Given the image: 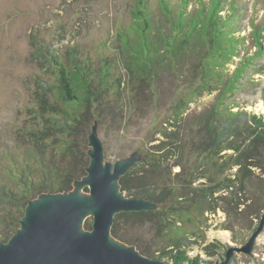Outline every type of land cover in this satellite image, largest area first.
I'll return each mask as SVG.
<instances>
[{"label": "rangeland", "instance_id": "rangeland-1", "mask_svg": "<svg viewBox=\"0 0 264 264\" xmlns=\"http://www.w3.org/2000/svg\"><path fill=\"white\" fill-rule=\"evenodd\" d=\"M139 1L0 0V182L19 189L20 194L30 195L25 212L31 201L50 194L46 191L32 195L23 184V179L37 180L41 171L36 160L40 151L30 133L42 126L44 120L36 112L34 92L37 79L46 77L49 68L39 47L48 46L62 53L77 46L93 67L99 68L108 61L115 84L111 94L101 91L98 72L95 90L100 95L93 104V112L88 114L86 123L75 122L69 135L44 124L40 144L46 146V160L60 162L59 146L73 140L81 162L83 152L89 154L93 150L90 135L95 129L104 147L105 160L132 158L133 169L147 156L159 165V174H153L154 181L144 183L153 193L164 197L160 204L153 201L152 208L163 212L165 222L168 215L180 219L182 210L171 208L186 198L185 190L195 197L191 219L180 221L188 231L181 247L189 257H198L199 264H264V139L254 142L255 134L247 131L239 137L237 143L241 147L237 152L229 149L218 158L207 156L211 148L207 123L215 117L225 119L235 111L264 115V0H165L169 10L162 0H144L153 26L151 65H144V70L134 75L129 66L132 51L139 46L126 45V32L134 22ZM179 5L188 13H180ZM219 7L224 11L217 19L221 25L217 38L224 42L228 38L226 33L237 29L242 42L236 56H231L232 45L221 48L217 41L210 43L204 39L209 19L215 15L213 10ZM175 16L180 18V25L190 27L197 17L202 20L197 27L200 32L189 40L181 35L171 46ZM186 17L191 19L186 21ZM229 57L232 59L223 68ZM239 65L237 75L243 76L235 82L233 75ZM232 153L242 155L243 162L255 163H247L250 171L242 182H228V177L237 175V167L226 164ZM150 161L143 173L148 180ZM87 174L75 180L69 191L78 186L80 197L91 198L90 184H80ZM118 183L119 192L130 197ZM22 218L17 230L22 227ZM159 223H163L161 219ZM93 225L94 213H90L82 228L91 231ZM3 227L4 223H0V229ZM130 234L155 258L174 264L170 255L162 254L164 250L170 254L173 249L168 246L169 236L164 228L139 223L130 229ZM111 236L117 244L137 248Z\"/></svg>", "mask_w": 264, "mask_h": 264}, {"label": "trees", "instance_id": "trees-1", "mask_svg": "<svg viewBox=\"0 0 264 264\" xmlns=\"http://www.w3.org/2000/svg\"><path fill=\"white\" fill-rule=\"evenodd\" d=\"M162 3H164V8L169 10L167 2L162 0ZM180 5V13L183 12L187 14L188 12L185 11V9H180ZM223 11L224 9L222 7L213 10L215 15L209 16L210 21L206 29V34L203 33L206 37L204 39H209L210 43L217 41L221 48H223V45L224 47L232 45L234 50L231 56H236L239 52L240 43L242 42L236 34L237 29L234 30L231 28L230 33H226L228 38L224 42L220 38H217L218 34H221V25L217 23V19L221 16ZM134 15V22L126 32L129 35V40L126 45H130L131 48H133L135 44L139 46L138 50H135V52L132 51L133 60L129 66L134 75H138L141 70H144V65H151L150 31L153 26L151 18L146 10L144 0L139 1ZM172 18L174 19L173 15ZM187 19H191V17H186V21ZM201 20V16L197 17L193 26L190 27L188 24L180 25V18L175 16V34L169 41L170 45H174L181 35H184L182 39L189 40L190 36L200 32L197 27L200 26L199 23ZM260 37L261 35L258 33L257 40H259ZM134 40H137V42H134ZM259 45H262V43L259 42ZM145 50L147 51L146 56H144ZM39 52L41 56L47 59L46 66L49 70L46 77L41 76L37 79V88L34 92V97L38 105V110L36 112L40 113L44 120L42 126L40 125L37 129H32L30 132L34 136L32 138L33 142H35V145L40 151V157H36V160L41 164V171L37 173V180L27 182L23 179L24 186L31 191L32 195L46 191L54 193L71 190L74 181L81 179L87 174L86 169L90 163V156L87 151L83 152L84 159L78 162L77 153L79 150L74 148L76 142L73 140H70L65 145L59 146L62 155V160L60 162H57L55 159L51 161L46 160V146H41L40 144V138L42 139L43 135L42 131H45L43 129L44 124L47 128L53 126L54 129L69 135L73 132L72 130L76 123H86L89 119L88 114L93 112L91 110L93 104L95 105V101L98 95H100V93L98 94L95 90V78L98 72L101 91H106V93L111 94L110 89H113L112 86L115 84V79L112 78L114 71L111 70L109 62H104L99 68L93 67L89 59L83 56L81 49L77 46H70L64 52L59 53L48 46L41 45L39 47ZM229 59L232 58L229 57L225 60L223 68L229 62ZM241 64L242 62L240 65ZM240 65L235 69L236 74L233 75L235 77V82L243 76L242 74L237 75ZM247 67L248 65H246L241 72L244 73ZM237 76H239V78H236ZM117 81L120 82V79ZM234 87L235 86L232 88ZM226 89L231 90V88L227 86ZM98 103H100L99 100ZM217 113L220 114V111H217ZM207 125L211 145L210 153L207 155L208 157L215 155L218 158L222 151L229 149L233 152H237L241 147L240 144L237 143L239 137L247 131L255 134V138H253L254 142L264 139V115L261 116L257 113L251 114L244 111H235L231 112L225 119H218V117H215L210 121V124L207 123ZM48 135L49 134H46V136ZM149 161L147 156L142 157L141 161L134 166L133 169L121 177L120 184L121 189L125 190L128 196L150 199L157 205L163 202L164 197L161 198L159 195L153 193L151 188L146 187L144 182H153L154 176L159 174L160 167L158 164H155V162L150 161L152 164V168L149 170V172H151L149 175L150 180L146 179L143 173L146 172V166ZM248 162L247 160L243 162L242 155L238 156L236 153H232L231 161L226 162V164L230 163L231 167L236 166L237 170L235 173L237 175H235L234 178L228 177V182H242V179L247 177L246 172L250 171V165H247ZM249 163L253 164L254 162L251 161ZM133 182L137 183L133 184ZM134 188L138 189L135 190ZM184 194L186 198H181L178 201L179 205L176 206L171 203V211L182 210L179 220L171 219L168 215L165 222L163 219V212L161 210L159 212V209L155 208L148 210L121 211L114 217V222L111 227L112 235L130 244H135L142 254L156 257V255L150 252L151 250L146 248L138 238H134L130 234V229L139 223H154L157 224V227L159 225L162 229L164 228V232L169 236L170 244L168 246H172L173 248L170 250V254L164 250L162 252L163 257L170 255L169 257L174 264H199L198 257H189L186 250L181 247L187 239L188 231L181 227L183 224L180 221H189L191 219V211L193 208L195 209L196 206V204H194L195 197H192L190 191L185 190ZM28 195L20 194L19 189L14 190L7 183L0 182V223H4V227L0 229V233H2L1 238L3 241H7L8 238L17 231L19 220L24 215L25 207L30 197V195ZM160 214L163 216H160ZM155 218H157V221H154ZM159 218L163 223H159ZM185 260L186 262L183 263Z\"/></svg>", "mask_w": 264, "mask_h": 264}, {"label": "water", "instance_id": "water-1", "mask_svg": "<svg viewBox=\"0 0 264 264\" xmlns=\"http://www.w3.org/2000/svg\"><path fill=\"white\" fill-rule=\"evenodd\" d=\"M88 174L81 185L90 184L91 198L52 193L31 201L13 236L0 239V264H168L161 258L142 254L132 245L110 240L118 212L153 209L154 202L142 197H125L119 181L132 167L128 158L105 160L104 147L94 129L90 135ZM114 182L118 192L114 191ZM78 184V185H80ZM44 198V199H43ZM95 207L94 227L83 230L82 222Z\"/></svg>", "mask_w": 264, "mask_h": 264}, {"label": "bare ground", "instance_id": "bare-ground-1", "mask_svg": "<svg viewBox=\"0 0 264 264\" xmlns=\"http://www.w3.org/2000/svg\"><path fill=\"white\" fill-rule=\"evenodd\" d=\"M114 191L117 193L118 192V185L116 184V182H114ZM80 187H76L72 192H70V194H72V195H74V196H81V193H80V189H79ZM47 196H44V198H46ZM43 198V199H44ZM87 198V197H86ZM38 200H40V199H38ZM36 202V201H35ZM89 204H90V208L88 209V213L86 214V215H88V214H90V213H92V212H95V207H93V205H92V203H91V201H89ZM110 240L112 241V242H114V243H116L117 244V242H116V240H114V238L113 237H111L110 238Z\"/></svg>", "mask_w": 264, "mask_h": 264}]
</instances>
